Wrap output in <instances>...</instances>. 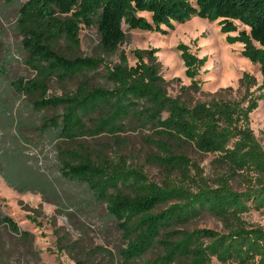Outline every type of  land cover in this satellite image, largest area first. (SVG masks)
Listing matches in <instances>:
<instances>
[{
  "label": "trees",
  "instance_id": "obj_1",
  "mask_svg": "<svg viewBox=\"0 0 264 264\" xmlns=\"http://www.w3.org/2000/svg\"><path fill=\"white\" fill-rule=\"evenodd\" d=\"M193 17L218 21L226 41L243 44L242 56L259 64L264 75V0H26L18 8L16 28L35 76L10 82L37 111L56 112L38 127L59 141L61 175L84 186L88 198L66 209L61 192L42 172L48 184L37 188L7 182L20 191H39L67 215L86 214L87 204L102 205L120 235V264H211L214 258L221 264H264V229L244 219L264 209V149L251 125V114L264 98V81L253 96L250 88L258 82L245 73L242 98L190 103L168 93L158 48L135 49L134 65L121 49L128 37L125 25L168 34ZM237 22L248 29L240 30ZM83 27L97 29V55L80 53ZM178 50L192 87L200 90L197 77L208 56L184 43ZM2 52L0 34V82L8 77ZM114 55L118 61H108ZM101 67L109 86L92 81ZM53 81L76 82V87L49 95ZM134 126L152 132L147 139L157 151L149 160L163 169L161 184L122 154H95L85 140L107 135L118 141ZM188 149L215 154L216 176L207 177ZM237 180L245 190L235 189ZM205 213L220 219L224 230L187 227ZM2 224L21 232L0 210Z\"/></svg>",
  "mask_w": 264,
  "mask_h": 264
},
{
  "label": "rangeland",
  "instance_id": "obj_2",
  "mask_svg": "<svg viewBox=\"0 0 264 264\" xmlns=\"http://www.w3.org/2000/svg\"><path fill=\"white\" fill-rule=\"evenodd\" d=\"M25 1L7 3L0 0L1 58L7 62L8 68V77L0 82V167H3L2 173L0 171V210L11 216L21 231L16 233L9 226L0 225V264H79L81 261L83 264H120V235L102 205L87 204L86 214L67 215L64 207L45 199L39 191H20L7 182L18 188H37L48 184L44 173L61 192L62 200L68 207L66 209L71 210L72 202H84L88 198L84 186L70 182L61 175L59 141L53 140L38 127L45 115L56 112L52 109L37 111L31 99L18 94L10 82V78L18 76H35L25 63L27 54L22 49V37L16 28L18 8ZM144 15L151 18L148 13ZM237 24L240 30L248 29L240 22ZM124 29L128 37L121 49L127 52L132 65L137 62L133 53L135 49L158 48L162 75L167 80L168 93L174 97L180 96L190 103L213 97L240 99L247 93L243 83L245 73L254 76L258 82L250 88L253 96L261 93L259 87L264 75L260 65L242 56L243 44H229L226 41L227 34L221 32L218 21L193 17L186 23H176L168 34L129 30L126 25ZM237 33L233 32L232 35ZM180 43L189 45L191 51L200 57L208 56L197 77L200 90L192 87L193 81L186 75V67L178 50ZM98 44L97 29L83 27L80 53L97 55ZM107 59L116 62L118 55ZM104 73L101 67L99 73L93 76V83L109 86ZM75 87L76 82L63 84L53 81L49 95H62ZM251 121L264 149V98L259 100L258 108L251 114ZM151 134V130L134 126L120 135L118 141L107 135L94 139L86 137L85 140L95 154H122L129 163L142 168L151 180L161 184L164 171L149 160V155L157 151L147 139ZM187 153L193 162L204 169L207 177L216 176L218 167L215 154H203L193 149H188ZM233 185L239 191L246 189L238 180ZM244 219L264 229V209L252 210L244 215ZM187 227L224 230L222 221L209 213ZM22 232L29 235L25 236ZM148 257H152L151 254ZM211 264L221 263L214 258Z\"/></svg>",
  "mask_w": 264,
  "mask_h": 264
}]
</instances>
